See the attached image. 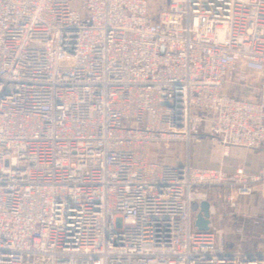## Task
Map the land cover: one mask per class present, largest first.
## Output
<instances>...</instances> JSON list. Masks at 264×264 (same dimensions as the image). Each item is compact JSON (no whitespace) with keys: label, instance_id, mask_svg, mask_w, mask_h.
<instances>
[{"label":"built area","instance_id":"2783aa9c","mask_svg":"<svg viewBox=\"0 0 264 264\" xmlns=\"http://www.w3.org/2000/svg\"><path fill=\"white\" fill-rule=\"evenodd\" d=\"M149 2L0 0V264H264L216 227L264 215V165L189 152L264 145V0Z\"/></svg>","mask_w":264,"mask_h":264},{"label":"rangeland","instance_id":"374dc122","mask_svg":"<svg viewBox=\"0 0 264 264\" xmlns=\"http://www.w3.org/2000/svg\"><path fill=\"white\" fill-rule=\"evenodd\" d=\"M167 0H150L148 11L150 15H156L161 8L164 7ZM73 9H78L77 3L72 5ZM238 88L237 86H235ZM238 89H241L239 87ZM242 89L240 90L241 93ZM236 94H239L236 91ZM239 96V95H236ZM207 145L208 143L204 140L197 141L190 146V151L192 150L193 161H199L207 155ZM189 151V152H190ZM158 152L165 156L167 159H181V157L186 156L185 146L181 143H173L167 149L159 147ZM256 152V153H254ZM254 152H249L245 157L240 161L243 164L246 172H254L259 163L264 162V145ZM259 153V154H257ZM191 155V152H190ZM229 158H223V160L218 161L217 163L209 162L205 160V166H222L225 169H233L227 164ZM231 165H235V161L230 160ZM235 205V203H233ZM225 205L224 208H221V221L216 224V227L222 231V237L225 242V248L228 251L241 250V251H250L253 248H260L264 244V215L259 216L257 219H249L243 214L235 211L233 208L237 207L236 205ZM190 210L194 213L197 210V203L192 202L190 205ZM241 228L242 234H235V230Z\"/></svg>","mask_w":264,"mask_h":264},{"label":"crops","instance_id":"0c3cea01","mask_svg":"<svg viewBox=\"0 0 264 264\" xmlns=\"http://www.w3.org/2000/svg\"><path fill=\"white\" fill-rule=\"evenodd\" d=\"M230 89H231V86L227 85L225 88V92L229 93ZM208 130H209V125L206 124L205 132H208ZM207 143H208L207 155L203 159H200L199 161H193L192 150L190 151L191 152V164L193 166H196V167H222V166H205V163H206L205 160L207 159L209 162L217 163L218 161L223 160V158H229L227 161V164L230 168L233 167V169H234L237 165H241L244 168L243 164H241L240 161L242 160L243 157H245V155H247V153L254 152V151L244 150V149L237 148V147H230L229 149H227V155H225L223 153V149L220 146H218L214 143H211V142H207ZM254 153H256V152H254ZM257 154H259V153H257ZM155 158H156V156L154 154L150 155V159H155ZM164 158H166V157H164ZM182 158L183 157H181V159ZM177 160L178 159H175V160L174 159H172V160L167 159L166 161L173 163V162H176ZM230 160L235 161L234 166L231 165L232 162ZM263 165H264V162L261 164L259 163V166L257 167V169L254 172H256ZM233 169H227V170H233Z\"/></svg>","mask_w":264,"mask_h":264},{"label":"water","instance_id":"95a60500","mask_svg":"<svg viewBox=\"0 0 264 264\" xmlns=\"http://www.w3.org/2000/svg\"><path fill=\"white\" fill-rule=\"evenodd\" d=\"M198 211L194 215L193 225L200 231L208 230L209 224V204L207 201H202L197 205Z\"/></svg>","mask_w":264,"mask_h":264}]
</instances>
